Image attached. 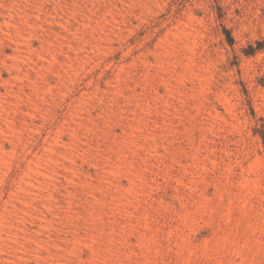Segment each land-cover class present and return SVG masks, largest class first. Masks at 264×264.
Masks as SVG:
<instances>
[{"label": "rangeland", "instance_id": "obj_1", "mask_svg": "<svg viewBox=\"0 0 264 264\" xmlns=\"http://www.w3.org/2000/svg\"><path fill=\"white\" fill-rule=\"evenodd\" d=\"M0 264H264V0H0Z\"/></svg>", "mask_w": 264, "mask_h": 264}, {"label": "trees", "instance_id": "obj_2", "mask_svg": "<svg viewBox=\"0 0 264 264\" xmlns=\"http://www.w3.org/2000/svg\"><path fill=\"white\" fill-rule=\"evenodd\" d=\"M231 41H232V40L230 39L229 42L231 43Z\"/></svg>", "mask_w": 264, "mask_h": 264}]
</instances>
